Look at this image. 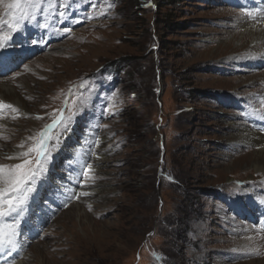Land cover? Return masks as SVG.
I'll use <instances>...</instances> for the list:
<instances>
[{
	"label": "rangeland",
	"instance_id": "rangeland-1",
	"mask_svg": "<svg viewBox=\"0 0 264 264\" xmlns=\"http://www.w3.org/2000/svg\"><path fill=\"white\" fill-rule=\"evenodd\" d=\"M256 1L0 0V83L27 103L0 99V166H34L51 137L37 190L0 217V264L264 257V180L245 159L230 167L252 145L228 140L264 130V51L227 47L240 18L261 14Z\"/></svg>",
	"mask_w": 264,
	"mask_h": 264
},
{
	"label": "bare ground",
	"instance_id": "bare-ground-1",
	"mask_svg": "<svg viewBox=\"0 0 264 264\" xmlns=\"http://www.w3.org/2000/svg\"><path fill=\"white\" fill-rule=\"evenodd\" d=\"M255 4L258 7H260L261 14H256V15L253 14L249 17L250 19L245 18V17H242L239 19L238 21L239 32L235 31L233 34H231L227 42V47H230L232 41L238 40L237 45L235 46V49L231 50L232 52H235L236 49L244 48L247 41H251L254 43L253 48L255 47L256 49L260 48L261 50L264 51V0H258L255 2ZM218 48L221 49L222 47L219 46ZM207 55L209 56V54ZM211 56L213 57L214 54H212ZM262 77H264V72L262 74ZM250 80L252 81H249V82L255 81L254 79H250ZM243 82L246 83L248 81L247 79H243ZM0 99H3L4 101L12 104L13 108L19 107L23 112H26L27 110V103L25 99H22L19 93L7 83H0ZM2 121H3V126L5 125L7 131L10 132V129L8 128L9 125L6 123V120H2ZM253 128L257 131L248 129L247 127L232 128V133L230 134V139L228 140L235 144L252 145V150L250 151V154H246L242 158L235 159V160L233 159L230 162V167L237 166L242 161V159H245L247 161V164L255 168L254 173L258 176L257 179L264 180V130L261 131L262 130L261 126H257V127L254 126ZM258 128H260L261 130H258ZM5 147L7 146L0 143V152ZM9 151L12 157H17V155L19 154V151L13 147H10ZM72 156L74 157V161L78 163V152L73 151ZM83 193H86V192L83 191ZM262 203L263 201H260L258 204L260 205ZM258 216L260 217V219H257V226L255 227L258 228L260 232L264 233V214L262 213V210L260 213H258ZM4 235L5 233L3 232L1 224H0V238L4 237ZM261 235H254V238L257 244L264 242V237ZM14 264H25V262L16 261L14 262ZM255 264H264V257L262 256L259 259H257Z\"/></svg>",
	"mask_w": 264,
	"mask_h": 264
},
{
	"label": "snow or ice",
	"instance_id": "snow-or-ice-1",
	"mask_svg": "<svg viewBox=\"0 0 264 264\" xmlns=\"http://www.w3.org/2000/svg\"><path fill=\"white\" fill-rule=\"evenodd\" d=\"M7 8L13 10H19L21 8V0H12L7 5ZM26 12H22L15 19L17 23H22ZM11 27V25H9ZM5 39H9L5 37ZM33 44L38 41L33 40ZM0 47H3L0 45ZM264 118V117H262ZM58 119L54 118L51 125L46 126L45 132L49 128L56 127L58 125ZM51 137L41 133L40 148L36 149L35 164L31 166V162L24 160L23 163L12 165L11 168L5 171L6 166H0V180L3 181L4 187L0 189V217L5 215L16 213L20 205L25 204L30 194H34L37 190L38 182L43 178L47 171L46 165L50 163L49 151L47 150L48 141ZM31 151V150H30ZM21 155H28L27 153ZM54 155V153L52 154ZM87 172V169H85ZM8 193L14 196V199H4V194ZM87 193H85L86 195ZM7 205L5 210L3 205Z\"/></svg>",
	"mask_w": 264,
	"mask_h": 264
}]
</instances>
